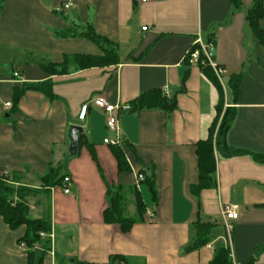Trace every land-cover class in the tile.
<instances>
[{"label":"crops","instance_id":"crops-1","mask_svg":"<svg viewBox=\"0 0 264 264\" xmlns=\"http://www.w3.org/2000/svg\"><path fill=\"white\" fill-rule=\"evenodd\" d=\"M68 1L74 5L63 9ZM241 1L236 9L230 0H0V171L20 174L23 185L37 190L28 197L32 217L50 213L47 234L54 238L34 245L42 264H211L223 237L188 250L199 208L190 187L198 180L196 143L208 135L219 92L201 67L184 58L199 32L214 39L216 61L226 69L219 78L225 107L235 109L227 142L264 153V47L247 23L254 0ZM88 25L116 44L120 63L70 65L68 73L49 76L40 64L102 54L79 36ZM68 29L77 35H64ZM240 72L235 97L229 80ZM48 79L53 98L27 89L15 105V87ZM152 89L175 99L170 114L133 107ZM99 95L131 105L117 112L131 171H119L112 145L104 142L115 134L106 126V112L92 102ZM72 125L82 127L73 156ZM216 160L214 184L200 194L201 221L232 224L231 232L225 229L234 264H264V164L250 154L217 152ZM50 166L71 178L69 193L63 182L43 188L40 176ZM109 188H122L123 213L136 219L128 232L104 221ZM137 194L146 209L142 216ZM226 205L237 206L236 219H225ZM24 231L11 229L0 216V264H27L28 248L18 242Z\"/></svg>","mask_w":264,"mask_h":264},{"label":"trees","instance_id":"trees-1","mask_svg":"<svg viewBox=\"0 0 264 264\" xmlns=\"http://www.w3.org/2000/svg\"><path fill=\"white\" fill-rule=\"evenodd\" d=\"M236 9H241V0H230ZM264 20V0H254L247 10V23L256 39L257 43L264 47V26L261 21ZM75 36L72 29H68L64 34ZM97 44L101 55H67L62 63L49 62L40 64L42 69L49 75L68 73L69 66L74 65L77 69L90 68L95 66H111L120 63V58L116 50V44L105 36L99 35L93 26L88 25L86 31L79 34ZM205 75L215 85L219 92V102L216 106L217 114L209 127L208 135L196 143V155L198 161V180L190 187L191 194L199 203L197 219L193 222L194 239L188 250L199 249L210 242H213L218 236H222L214 246L211 264H234L231 247L228 243L225 225L217 221H201L200 217V194L203 190L211 188L215 181L217 172L216 153L220 152L225 156H236L250 154L258 163L264 164V153H253L248 150L234 148L227 142V134L235 118V109L231 106L225 107L223 86L210 67L202 68ZM243 75L242 72L233 74L229 80L235 97L238 96ZM27 89H35L43 92L50 98H53L52 81L23 84L15 87V105H17L21 96ZM136 109L143 108H162L171 113L176 108V101L168 98L159 89H152L142 93L133 102ZM90 145V144H89ZM90 147H92L90 145ZM113 153L118 161L120 172L131 171L127 157L121 145H112ZM91 152L94 155L93 150ZM0 216L5 223L13 230L21 227L25 228L24 234L18 239L19 244L25 243L27 246V264H42L44 256H37L34 245L41 242V232H48L51 229L50 213L42 217H32L30 215V205L28 197L37 193L34 188H29L21 183L20 174L0 171ZM60 167L50 166L47 171L40 176L43 188H50L59 185L64 180ZM151 189L156 192L153 178L147 179ZM108 195L110 203L104 210V221L106 223H117L121 226L123 232L130 231L136 219L125 216L123 213L124 195L122 188H109ZM137 212L142 216L146 209L139 194L136 196ZM114 261V260H113ZM79 264H90L80 262Z\"/></svg>","mask_w":264,"mask_h":264},{"label":"built area","instance_id":"built-area-1","mask_svg":"<svg viewBox=\"0 0 264 264\" xmlns=\"http://www.w3.org/2000/svg\"><path fill=\"white\" fill-rule=\"evenodd\" d=\"M146 1V0H141ZM74 3L72 1H68L63 4V9H69L72 7ZM144 30L146 27L143 28ZM216 44L213 38H205L204 35L199 32L197 36L195 37L192 46L187 50L184 60L187 61L190 65H196L201 68L203 67H210L216 76L218 78H221L224 73L226 72V69L222 66H220L216 61ZM18 73H15V76H17ZM92 102L102 108L106 114V126L107 128L115 134L114 138H105L104 142L109 145H120V128L118 124V117L117 112L119 111H129L131 109V105L129 104H111L109 103L106 98L102 95L96 96ZM6 106H10V103H7ZM87 105L83 107V111L81 112V117L83 118L85 116ZM6 173V172H5ZM1 175V173H0ZM144 178L143 174L138 175V179L142 180ZM71 178L69 176H65L63 180V191L64 193H69ZM222 213L226 220H233L238 217L237 212V206L236 205H226L223 206ZM225 227L228 232H231L233 229V226L231 223H226ZM40 236L42 239L44 238H54L53 232H50L47 234V232H41ZM23 246L27 247L25 243H21Z\"/></svg>","mask_w":264,"mask_h":264},{"label":"water","instance_id":"water-1","mask_svg":"<svg viewBox=\"0 0 264 264\" xmlns=\"http://www.w3.org/2000/svg\"><path fill=\"white\" fill-rule=\"evenodd\" d=\"M82 133V127L78 125H72L69 128V138H70V154L73 156L76 154L77 148L80 143V137Z\"/></svg>","mask_w":264,"mask_h":264},{"label":"rangeland","instance_id":"rangeland-1","mask_svg":"<svg viewBox=\"0 0 264 264\" xmlns=\"http://www.w3.org/2000/svg\"><path fill=\"white\" fill-rule=\"evenodd\" d=\"M112 134H113V132H112ZM31 215H32V216H34L35 214H34V213H32Z\"/></svg>","mask_w":264,"mask_h":264}]
</instances>
